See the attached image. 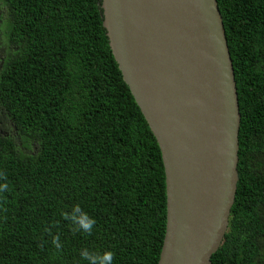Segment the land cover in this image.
I'll return each mask as SVG.
<instances>
[{"label":"trees","instance_id":"trees-1","mask_svg":"<svg viewBox=\"0 0 264 264\" xmlns=\"http://www.w3.org/2000/svg\"><path fill=\"white\" fill-rule=\"evenodd\" d=\"M216 1L240 128L235 200L211 264H264V1ZM0 10V264H88L84 250L157 264L163 162L111 53L101 0H0ZM76 205L96 221L90 235L64 218Z\"/></svg>","mask_w":264,"mask_h":264},{"label":"water","instance_id":"water-1","mask_svg":"<svg viewBox=\"0 0 264 264\" xmlns=\"http://www.w3.org/2000/svg\"><path fill=\"white\" fill-rule=\"evenodd\" d=\"M122 80L165 173L157 264H211L238 182L237 87L216 0H101Z\"/></svg>","mask_w":264,"mask_h":264},{"label":"clouds","instance_id":"clouds-1","mask_svg":"<svg viewBox=\"0 0 264 264\" xmlns=\"http://www.w3.org/2000/svg\"><path fill=\"white\" fill-rule=\"evenodd\" d=\"M7 190V183L0 184V192H5ZM64 218L70 221L75 231H80L89 235L93 232L96 224L95 219L84 212L79 205L74 206L70 212L64 213ZM53 244L57 249L62 247L59 236L54 237ZM81 256L82 259L88 261V264H114L115 253L111 250L102 253L84 250Z\"/></svg>","mask_w":264,"mask_h":264},{"label":"flooded vegetation","instance_id":"flooded-vegetation-1","mask_svg":"<svg viewBox=\"0 0 264 264\" xmlns=\"http://www.w3.org/2000/svg\"><path fill=\"white\" fill-rule=\"evenodd\" d=\"M257 1H264V0H257ZM260 11V13L262 14V13H264V11H261V10H259ZM258 16V15H257ZM1 17V16H0ZM259 18L260 19H258V20H256V27L257 28H263V31H264V24H262L261 23V20L264 22V18L262 17V19H261V16H259ZM0 21H1V19H0ZM2 22V21H1ZM4 46V45H3ZM4 48V55H5V52H6V47L4 46L3 47ZM2 62H3V59H2V61L0 62V69H1V67H2Z\"/></svg>","mask_w":264,"mask_h":264},{"label":"rangeland","instance_id":"rangeland-1","mask_svg":"<svg viewBox=\"0 0 264 264\" xmlns=\"http://www.w3.org/2000/svg\"><path fill=\"white\" fill-rule=\"evenodd\" d=\"M0 16H1V10H0ZM2 28H3V23L0 21V62L2 61V59L4 58V44H3V31H2Z\"/></svg>","mask_w":264,"mask_h":264}]
</instances>
